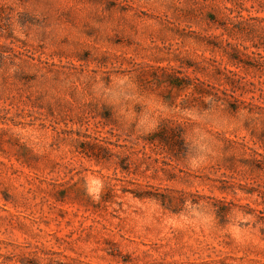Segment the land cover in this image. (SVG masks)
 Returning <instances> with one entry per match:
<instances>
[{
  "label": "rangeland",
  "instance_id": "rangeland-1",
  "mask_svg": "<svg viewBox=\"0 0 264 264\" xmlns=\"http://www.w3.org/2000/svg\"><path fill=\"white\" fill-rule=\"evenodd\" d=\"M263 217L264 0H0V264H264Z\"/></svg>",
  "mask_w": 264,
  "mask_h": 264
},
{
  "label": "trees",
  "instance_id": "trees-1",
  "mask_svg": "<svg viewBox=\"0 0 264 264\" xmlns=\"http://www.w3.org/2000/svg\"><path fill=\"white\" fill-rule=\"evenodd\" d=\"M221 91H227V89L226 90H223V89H220ZM201 94H205V93H208L207 91H199ZM227 93V92H226ZM262 220H264V217L262 218Z\"/></svg>",
  "mask_w": 264,
  "mask_h": 264
}]
</instances>
